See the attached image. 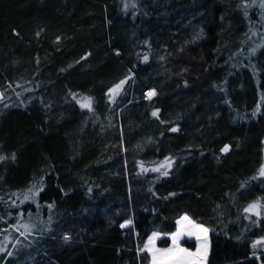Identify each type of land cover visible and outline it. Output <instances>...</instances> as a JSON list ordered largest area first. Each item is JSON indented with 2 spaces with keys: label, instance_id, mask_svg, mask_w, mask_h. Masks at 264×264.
Listing matches in <instances>:
<instances>
[{
  "label": "trees",
  "instance_id": "obj_1",
  "mask_svg": "<svg viewBox=\"0 0 264 264\" xmlns=\"http://www.w3.org/2000/svg\"><path fill=\"white\" fill-rule=\"evenodd\" d=\"M182 215L264 264V0H0V264H149Z\"/></svg>",
  "mask_w": 264,
  "mask_h": 264
},
{
  "label": "rangeland",
  "instance_id": "obj_2",
  "mask_svg": "<svg viewBox=\"0 0 264 264\" xmlns=\"http://www.w3.org/2000/svg\"><path fill=\"white\" fill-rule=\"evenodd\" d=\"M122 225L129 226L130 222L126 221ZM208 232V229L182 215L178 221L177 234L170 237L168 247L161 248L157 245L163 234L154 232L147 239L144 250L147 249L153 256V264H206L209 253ZM190 239L195 242V248H190L192 251L182 244L183 240Z\"/></svg>",
  "mask_w": 264,
  "mask_h": 264
},
{
  "label": "crops",
  "instance_id": "obj_3",
  "mask_svg": "<svg viewBox=\"0 0 264 264\" xmlns=\"http://www.w3.org/2000/svg\"><path fill=\"white\" fill-rule=\"evenodd\" d=\"M163 236V235H162ZM145 245H146V243H145ZM145 247V246H144ZM186 248H188L187 246H185ZM161 248H164V247H161ZM193 248H195V242H194V247ZM188 249H190V248H188ZM191 251H192V249H190ZM189 250V251H190ZM145 251H147V253L149 254V257H150V260H149V264H153V256L151 255V253L147 250V249H145ZM180 254H182V253H180ZM207 259V258H206ZM157 264H158V262H157Z\"/></svg>",
  "mask_w": 264,
  "mask_h": 264
},
{
  "label": "snow or ice",
  "instance_id": "obj_4",
  "mask_svg": "<svg viewBox=\"0 0 264 264\" xmlns=\"http://www.w3.org/2000/svg\"><path fill=\"white\" fill-rule=\"evenodd\" d=\"M226 150V149H225ZM185 219H187L186 217H185ZM122 227H123V225H122ZM66 239H67V237H66ZM177 264H179V262H177Z\"/></svg>",
  "mask_w": 264,
  "mask_h": 264
}]
</instances>
